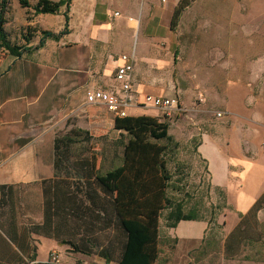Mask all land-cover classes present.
Listing matches in <instances>:
<instances>
[{
    "label": "crops",
    "instance_id": "crops-1",
    "mask_svg": "<svg viewBox=\"0 0 264 264\" xmlns=\"http://www.w3.org/2000/svg\"><path fill=\"white\" fill-rule=\"evenodd\" d=\"M19 1L6 0L4 29L10 41L32 49L41 32L55 34L57 39L47 38L41 48L19 57L0 54V198L4 189L10 193L8 203L14 195L16 205L24 201L20 191L55 179L53 140L65 131L67 122L69 131L80 129L78 118L83 115L96 122L106 120L109 130L115 132V117L101 105L87 103L85 95L97 89L120 94L114 72L121 54L133 56L131 95L137 105L128 109L127 116H158L155 110L147 111L140 105L144 96L174 97L182 105L176 94L158 83L164 71L175 64L176 26L171 28V19L179 0H70L56 14L38 15H33L31 8L21 7ZM25 1L32 5L36 0ZM26 27L36 29L30 31L28 42L21 36ZM251 46L257 51L264 49L258 44ZM254 69L249 76L240 70L235 79L264 81V59L255 63ZM215 90L210 87L207 100V94ZM217 90L228 98L225 86ZM225 98L223 109L239 124L229 134H212L209 125L202 126L195 147L206 163L211 186L226 195L232 208L221 223L223 238L239 217L264 197V103L254 99L249 108L242 93L235 96L233 108ZM251 115L253 119L248 122ZM73 118H77L76 125ZM3 209L0 205V264H44L53 249L59 253L61 264H116L81 254L67 257L64 246L28 233L19 217L4 216ZM165 230V244L175 242L177 248L183 240L199 247L207 223L181 221ZM9 234L24 243V249H19ZM171 251L163 258L159 253L155 264H173Z\"/></svg>",
    "mask_w": 264,
    "mask_h": 264
},
{
    "label": "rangeland",
    "instance_id": "rangeland-1",
    "mask_svg": "<svg viewBox=\"0 0 264 264\" xmlns=\"http://www.w3.org/2000/svg\"><path fill=\"white\" fill-rule=\"evenodd\" d=\"M187 2L188 5L182 11L173 32L175 64L164 71V77L158 82L164 89L167 88L178 96L182 110L172 113L168 118L155 110L158 116L154 118L168 124V134L178 144L170 166L179 167L171 181L178 182L176 185L181 192L170 194L168 190V196L174 200H181L187 207L198 204V215L205 217V220L216 221L220 230H214L217 232V244L209 242L206 246L209 241L206 239L202 249V245L192 247L194 244L181 240L175 248V242L171 245L164 243L166 230L161 217L159 228L164 238L162 237L160 242V258L172 250L173 264H264L262 226L264 205L260 210L262 215L257 216L263 231L262 245H246L240 255L225 259L221 223L225 222L232 208L227 203L226 195L211 186L207 166L195 152L202 126L209 125L212 134L222 131L229 134L239 124L223 109L225 97L221 90L217 92L219 91L217 87L220 89L226 87L228 98L226 97L225 101L233 108H236L235 96L238 98L242 93L246 95V105L249 108L254 105V99H260L264 103V81L235 79L240 70L249 76L255 70V63L264 59V49L257 51L251 48L252 44L264 46V0H187ZM32 31L35 32L36 29L32 28ZM210 87H216V90L207 94L209 96L207 100L206 92H210ZM217 112H225L228 115L217 119L215 117ZM252 119L253 115L249 116L247 121L250 122ZM73 121L72 124L76 125L77 118H73ZM78 121V125L82 127L80 129L86 132L87 136L71 135L74 142L71 144L70 154H66V161L58 169V177L40 185L27 187L24 193L20 191L19 197L24 200L20 205H16L12 199L14 195H11V200L3 212L4 216L9 214L10 217L15 215L19 217L28 233L48 238L57 245L59 241L77 243L81 250L89 251L88 257L92 258L98 257L96 255L99 248L88 243L90 236L85 233L82 222L96 223L94 221L96 219L83 214L80 217L79 207L83 197L81 192L76 194L78 187L79 189L81 187L76 172L83 171L84 166L80 161L88 160L92 153L96 156V167H99L101 174L111 170L121 164L122 148L116 142L119 134L109 130L106 120L96 122L94 118L81 115ZM69 124L70 122H67L65 131L58 133V136L69 132ZM243 124L246 126V123ZM123 141L125 142V138ZM52 190L62 195L61 208L57 213L47 206ZM96 192L99 199L94 202L99 206L101 201L107 200L109 196L99 188H96ZM66 193L76 195L70 197L71 201L64 197ZM66 209H72L78 217L68 214L69 210ZM3 228L6 229L5 226ZM107 236L112 237L108 232L98 235V243H103ZM168 238L166 237L167 240ZM63 248L67 257L70 254H77L71 252L68 246ZM245 255L253 257L254 260H243Z\"/></svg>",
    "mask_w": 264,
    "mask_h": 264
},
{
    "label": "trees",
    "instance_id": "trees-1",
    "mask_svg": "<svg viewBox=\"0 0 264 264\" xmlns=\"http://www.w3.org/2000/svg\"><path fill=\"white\" fill-rule=\"evenodd\" d=\"M69 1L36 0L30 5L25 0H20L19 4L23 8H31L33 15L56 14L60 7ZM187 5V0L179 1L171 19V28L176 26ZM67 11L64 12L65 22L68 20ZM6 13L7 2L0 0V54L19 57L22 53L41 48L47 38L57 39L55 34L41 32L38 44L32 49L11 42L9 34L4 29ZM31 30L29 27L24 29L21 36L25 42H28L32 37ZM113 130L119 134V139L116 142L122 148L121 164L101 174L99 167H96V156L92 153L88 160L80 161L84 166L83 171L76 172L77 179L81 182V187L80 189L78 187L76 194L81 192L83 197V202L81 200V207H79L80 217L83 214L96 219L94 220L96 223L93 221L82 222L85 233L90 236L88 243L99 248L96 256L107 263L155 264L159 258V244L163 237L159 234L161 217L164 229H173L181 221H204L207 223V231L201 244L202 249L206 239L209 240L206 246L209 245V242L217 244V232L214 230H220V226L216 221L205 220V217L199 216L198 204L187 207L181 200H174L173 197L168 196V190L171 192L170 194L181 192V189L176 185L178 182L171 181L179 168L170 166L178 144L168 134V124L150 116H127L115 118ZM81 134L87 136V133L80 129H72L63 136L54 138L55 178L58 177V169L66 161V154H70V147L74 142L71 135L76 137ZM176 164L178 163H174V165ZM204 164L206 166L205 162ZM96 188L109 196L107 200L101 201L99 206L94 202L99 199ZM83 189L84 191H82ZM76 194L66 193L64 197L70 200V197ZM60 196L62 195L52 190V196L48 197L47 206L55 213L59 212L61 208ZM9 198L10 193H5L3 189L0 198L1 207L8 205ZM262 205H264V197H260L245 215L240 216L236 226L222 238L225 259L240 255L246 245H262L263 231L257 219ZM68 212V214L78 217L72 209ZM162 212H164L163 215ZM107 232L112 237L108 238V235L103 243L99 244L98 235ZM207 234L209 238H207ZM9 238L19 249H24L25 245L20 240L10 234ZM58 243L61 246H68L71 252L87 256L90 254L89 251L81 250L77 243L71 241H59ZM243 260L250 261L254 258L245 255Z\"/></svg>",
    "mask_w": 264,
    "mask_h": 264
},
{
    "label": "built area",
    "instance_id": "built-area-1",
    "mask_svg": "<svg viewBox=\"0 0 264 264\" xmlns=\"http://www.w3.org/2000/svg\"><path fill=\"white\" fill-rule=\"evenodd\" d=\"M117 15L118 13H114V16ZM119 61L120 64L115 68L114 79L119 84L120 94L116 95L111 92L97 89L87 92L85 95V100L89 104L101 105L108 113L112 114L115 118H124L127 117L128 109L134 105H137V102L131 95L133 56L121 54L119 56ZM140 105L157 110L167 118L171 117L172 113L182 110L177 102V99L174 97L166 98L144 96ZM224 115L225 113L223 112L215 113L216 118H221ZM46 263H60V257L57 250L53 249L49 252Z\"/></svg>",
    "mask_w": 264,
    "mask_h": 264
}]
</instances>
